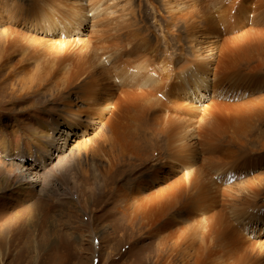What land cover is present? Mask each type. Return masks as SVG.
Masks as SVG:
<instances>
[{
    "label": "rangeland",
    "instance_id": "rangeland-1",
    "mask_svg": "<svg viewBox=\"0 0 264 264\" xmlns=\"http://www.w3.org/2000/svg\"><path fill=\"white\" fill-rule=\"evenodd\" d=\"M41 1L47 8L41 6L42 13L46 10L51 14H47L49 17L45 20H55V12L64 1ZM80 2L85 7L84 13L92 7L98 9L93 17L88 13V18L82 19L84 23L80 30L74 32L73 28L71 33L59 37L56 33H48L37 18L34 11L39 16L44 14L39 13L35 0H0V264H159L153 253L160 238L149 235L138 219H128L126 202L115 191L117 186L129 190L130 185L134 187L135 177L147 179L155 169L162 172L158 174L162 178L157 186L160 189L176 180L185 186L184 200L192 213L188 211L184 217L174 219L181 223L172 228L184 238L179 245L181 251H178L176 264H181L178 261L185 255L189 262L194 261L195 255L206 247L215 252L219 250L212 257L215 264H233L231 259L227 262L226 250L220 249L216 240L218 237L223 240L224 232L232 230L234 235L236 232L245 239L238 238L243 253L249 256V261L244 264L256 259L264 262V61L253 49L257 44L264 48V0ZM166 2L171 4L168 8ZM236 9L239 10L237 15L245 13V17H242L241 25L228 31L223 11H231L236 16ZM191 18L196 22L194 28L200 26L203 31L193 40L196 45L191 44L184 30L185 22H192ZM29 20L32 21L27 24ZM205 20H209L207 26ZM108 25L112 30L120 28L117 32L126 40L120 42L116 52L111 50L113 53L103 56L102 47L117 43L114 36L112 41L116 43L108 37L101 41L102 31L108 35L113 32ZM205 28L216 35H206ZM142 40L148 42L138 47ZM235 41L250 47L247 49L249 57L223 67L222 46L232 45ZM53 42H60V45ZM194 47L203 55L198 60L194 57ZM90 51L98 57L103 56L104 67L110 69L106 71L112 75L114 70L132 69L137 54L145 53L147 61L154 63L152 67L157 66L156 74H160V70L164 74L162 83L156 87L161 92L165 87L177 88L181 81L172 84L177 72L178 80H191L194 76L193 69L190 70L194 66L190 65L192 61L201 65L207 58L205 55H212L208 62L210 66L206 65L208 77L203 81L204 90L195 89V84L193 90L185 91L187 94L181 91L175 97L162 95L168 101L169 112L159 104L153 110L144 107L137 118L124 121L131 132L140 137L139 156H144L148 162L136 168L130 166L134 158L128 157L132 160L130 163L121 159L116 168L102 175V187L94 178L97 172L100 173L98 167L104 157L99 153L104 138L98 136L105 132L103 123L109 118L113 105L109 102L108 108L102 107L99 116L92 117L95 123L90 124L85 120L89 105L78 95L82 91L79 82L69 83L70 91L64 88L71 69L92 67L87 55ZM165 67L176 69L171 73H174L171 79L166 78ZM171 74L168 73V78ZM237 78L240 80L235 81ZM117 83L120 88L124 86V82L123 85ZM39 84L42 85L40 88ZM184 87L189 88L186 83ZM113 93L119 95L118 89ZM68 94L75 101L76 116L67 115L65 98ZM73 94L78 95L77 98ZM153 94H149L148 103L153 100ZM156 96L160 102L161 96ZM168 116L178 118L174 122L184 124L187 130L190 158L186 162L170 160L166 143L168 137L173 136L169 134L171 125L164 124ZM56 121L58 127L54 126ZM178 125L177 129L172 126L171 129H180ZM239 128H242L241 133L237 132ZM46 134L52 135L49 140L54 141L52 147L46 144L43 137ZM203 134H207V139ZM177 136L178 139L179 134ZM178 143L175 145L179 146ZM93 163L97 164L95 171ZM22 177L26 184L21 187ZM207 183L210 184L208 189ZM137 192H146L145 186ZM201 197L211 199L209 212L203 216L200 211L193 213L190 210ZM177 214L178 211L169 218L173 219ZM212 215L219 216V224L212 222ZM222 223L228 225L226 229L222 228L223 231L220 229Z\"/></svg>",
    "mask_w": 264,
    "mask_h": 264
},
{
    "label": "bare ground",
    "instance_id": "bare-ground-1",
    "mask_svg": "<svg viewBox=\"0 0 264 264\" xmlns=\"http://www.w3.org/2000/svg\"><path fill=\"white\" fill-rule=\"evenodd\" d=\"M63 1L64 2H61L60 3V8L58 9V12H55L56 13L55 16H54L55 17V20H53V19L52 20H45V19H47L49 17L47 14H50V12H47L46 10H43V13H42V9L40 7L41 6H44L45 9H47L46 8V3L42 2L41 0H35L36 6H37L38 10L40 11L39 13L44 14L43 16H39L37 14V12L34 11V13L36 14L37 18H40L39 21H41V23L44 24V27L46 28V31L48 33H51V32L52 33H56L59 37L63 36V34H65V33H69V32L71 33V31H73V28H75L74 29V32L77 31L79 29V27L82 26L83 23H84V21H82V19L86 20L88 18L87 17V14L88 13H92L91 16L93 17V13H95L97 11V9H98L97 7H92V8H89V10L86 11V13H84V8L85 7L81 4L80 0H63ZM165 1H167V0H165ZM192 1H194V0H192ZM217 1H219V0H217ZM197 3L198 2H196L195 4H197ZM213 3H214V1H213ZM166 4H167L166 8H168V5H171L170 2L169 3L166 2ZM130 5H131V3H130ZM172 5H174V4H172ZM200 5H202V4H200ZM200 5H198V6H200ZM183 6H181V7H183ZM169 7H172V6H169ZM127 9H128V7H127ZM238 9H236V16H234L233 13L231 14V11H228V10H224L225 12L223 11V14L222 15H225V18H226V22L225 23H226V28H228V31H231V29L235 28V26H237V25H241L240 24L241 19H242V17H245L244 16L245 13L244 14L237 15V10ZM132 10H134V9H132ZM243 10H245V9H243ZM182 12H185V11H182ZM131 13L132 12H130V17H132L131 16ZM177 16H179V14ZM191 19H192V22L189 21L190 23L184 21L185 22L184 30H185V34L187 35V38L189 40H191V44L196 45L193 40H196L197 37H198L197 35L200 32L203 33V31L201 30V27L200 26L194 28L196 26V22H195L194 18H191ZM196 19H197V17H196ZM34 20L37 21L36 18H34ZM128 20L130 21V19H128ZM31 21L32 20H29L27 22V24H30ZM124 21H125V19L123 20V22ZM93 22L94 21H92V23ZM130 22L132 23V21H130ZM133 22H135V20H133ZM208 22H209V20H205V25L206 26H207ZM221 22H219V23H221ZM94 26H95V24L92 25V28H94ZM123 26H124V24H123ZM108 27H110V25H108ZM112 27H113V25H112ZM119 29H117V30H119ZM214 29H212V30H214ZM117 30H112V28H111L110 31H113V32H111L110 35H108L106 32H103V31L101 32V36L100 37L102 39L101 40L102 42H103V40H106L107 37L111 39V42H113L112 41V39H113L112 37L113 36H114V39L113 40H115L117 42V43L116 42H113V43H116L114 45H111V44L109 45L108 44L109 46L102 47L101 50L102 51H105L104 53H102L103 56H105V54L109 53L111 50L117 49L120 46V42H122L123 40H126V39H123L122 38L124 35L122 37L119 36V33L117 32ZM210 30L211 29H209V28H205V34L206 35L211 34V31ZM120 31H122V30H120ZM212 32H214V31H212ZM125 34H126V32H125ZM127 34H128V31H127ZM127 34H126V36H127ZM215 35L216 34H213V35L211 34V36H213V37ZM224 35H226V34H224ZM128 36H129V34H128ZM223 39H224V37H223ZM141 42H142V44H141ZM146 42H148V41H145V40L139 41V46L138 47H142V45H144ZM53 43L60 45V42H53ZM231 43H233V44L232 45L223 44L222 49L220 51V54L222 56L221 57V60H223V67H225L226 65H229V64H237V63H239L241 61H245L247 59V57H249V54L250 53H249V51L247 52V49L250 48V47H244L243 44H239V42H237V41L231 42ZM128 44H129V42L126 43V47L128 46ZM121 47L123 48V46H121ZM260 47L257 44V47L254 48V46H253V49H254V51H257L258 56L264 61V48L261 49ZM118 49H120V48H118ZM252 50H250V51H252ZM193 51H194V57H195L196 60H198L200 57H203V55L200 53L201 50H198L197 47H194L193 48ZM115 52H116V50H115ZM142 52H145L146 53V51H144V50ZM205 52H207V51H205ZM110 53H113V52H110ZM145 53L144 54H140V53L137 54V56H136V59L137 60L135 62H134V59H131L130 58L135 63V65L132 67V69H130V70H128V69L127 70H125V69L114 70L115 69V67H114L113 70H114L115 74L112 75L110 73H107V71H106V70H110V69H106L105 68L106 65H104V63H103L104 62V59L101 60V58L103 56L101 55L102 57L101 56L98 57L93 51H90L87 55H88V57H90V63L92 64V67L91 68L88 67L87 65H88L89 62H86V64H87L86 66H87V70L88 71L86 69H82L81 67H80L81 69H71L72 71L69 74V78H67L65 81L63 80L65 82L64 83V88L67 89V90H69V91H70L69 83L79 82V88H81L82 91L78 95H80L81 100H83L84 102L86 101L87 104L89 105V108H88L89 110H87L86 111V114H85L86 115V119L85 120L88 123H90V124H94L95 123L92 117H94L93 115L99 116V112H101L100 110H101L102 107H104V106H106V107L107 106H110L108 104L109 102H111L112 105H113V108H111L112 110L110 112V115H108L109 118L106 120L105 123H103V128H104L103 130L105 132L103 134H100L98 136L100 138H104L102 140V142H101V147L99 149L100 150L99 153L100 154L103 153L104 154V157L101 159L102 164H99L100 167H98V170H100V173L97 172L94 178L97 181V185H99L101 187H102V184L100 182L101 181L100 179H102V175L103 174H107V173H109L110 170L116 168V165H118L120 163V160L121 159H126V162H129L130 163L132 160L129 159L128 157L134 158V160L132 161L133 163L130 164V166L136 167V168L138 166H140V165L148 162L147 160H144V156H142V157L139 156L140 153H139V149L137 148V146H138V143L140 141V137L136 136V134H134V133L131 132L130 126L128 124H124V121L125 120H129L130 121L131 119H135V117L137 118V116L141 115L142 109L144 107H146L148 110H153V107L159 106V104H160L159 107L164 108V110H166V112L167 111L169 112V107L166 105L168 101H167V99H163L162 98V95L164 97H175L176 94L178 92H181V91L183 93H186L187 94V92H185V91L186 90L187 91L188 90H193L195 84H196V88L195 89L199 90L201 88V90H204L203 81L205 80V78L208 77V67L207 66H210L208 64V62H209L210 57L212 56V55L210 56L209 53L207 55H205V57H207V58L205 60H202L201 65L195 64L196 63L195 60L192 61L193 63L190 64V65H194V66H192V68H190V70L193 69L192 72H193L194 76H193V78H191V80H185V79L184 80L183 79L182 80H178V78H179L178 77V74H179L178 72L176 73V75H174V73L171 74L172 72H175L174 70H176V69H174V70L171 69V68L170 69H167L165 67L164 70L167 69V74H166V78L167 79H171L172 76L174 75L173 76V82H172L173 85H174L175 82L177 83V81H181V82H180L179 85H177V88H175V87H171L170 88L169 87L167 89L165 87L162 92L161 91H158V88H156V87H158L162 83V79L164 78V74H163L162 70H160L161 71L160 74H156L157 66L152 67L154 65V63L152 61H150V62L147 61L148 60L147 59L148 56H146ZM172 58H174V57H172ZM87 60L89 61V59H87ZM115 60H117V59H115ZM111 65H113V63ZM110 67L112 68V66H110ZM121 67H122V65H121ZM158 67L160 68V65ZM236 67H238V66H236ZM68 68H69V66H68ZM184 69H185V66H184L183 70ZM239 71H241V70H239ZM239 71H237V72H239ZM183 72H185V71H183ZM168 73L171 74L170 78H168ZM102 75H104L105 77H102ZM215 77H216V75H215ZM238 79L239 78H237L235 81H237ZM105 81H106V84H105ZM116 81L117 82L119 81L120 82L119 84H122V85H123L122 82H124V86L122 88H120L119 87L120 85H118V83ZM182 81H185V82L182 83ZM185 83L189 86V88H185L184 87V84ZM116 85H117V87H116ZM41 86L42 85L39 84V88ZM117 89L119 91V95L118 94L114 95L113 92L114 91H117ZM152 93H154L151 96V97H153V100L151 99L150 103H148L149 101L147 102V98L149 97V94H152ZM156 94L157 95L159 94L158 97L161 96L160 102L158 101V98H157ZM170 94L173 95V96H171ZM73 95L76 98L78 96L76 94H73ZM71 96H72L71 94H68L66 96V98H65V104H66V106L68 108L67 115H69V116H71V115L76 116L77 114L75 113V110H74V107L76 106V104H75V101H73L71 99ZM186 107H188V106H186ZM185 109H187V108H185ZM217 116H218V112H217ZM61 118L64 119L65 121H67L66 118L59 117V119H61ZM176 119H178V118H174V117L173 118H170L168 116L167 117V120H166V123H164V124L167 125V127L171 125L172 128L173 127L174 128L176 127L175 129H177V125L178 124L176 122H174ZM135 121H138V120L136 119ZM174 123H176L177 125L174 124ZM182 123H184V122H182ZM58 124H59L58 121H56L55 124H54V126L58 127ZM81 124H83V122ZM173 124L176 125V126H173ZM212 124H214V123H212ZM171 126H170V131L171 132H169V134L172 135L173 137L169 136L168 137V141L166 143L167 145H169L168 146V153H169L170 160L171 161L176 160L178 162H181V161H185L186 162L190 158V153H189L190 152V148H189V144L187 143V136H188L187 135V130L184 127V124L183 125L182 124H179L178 125L179 126L178 128H180V129H178V130H175L174 129V131H176V132H174L171 129ZM241 129L239 128L237 132L238 133H241ZM213 130H216L217 131V128H214ZM178 134H179V138L177 139V137H178L177 135ZM203 135L205 136V134H203ZM43 137L47 140V143L46 144H49L48 145L49 147H52L54 145V141H49V140H52V135L46 134ZM105 137L107 138V140H106ZM211 137H209V138L211 139ZM205 138L207 139V134H206ZM206 139H204V141ZM178 142H181V143L179 144ZM176 143H178L179 146L178 145H175ZM181 152H183V153L181 154ZM98 156H99V154H98ZM105 159H106V161H105ZM169 164L170 163L168 162V165ZM182 164H184V163H182ZM96 165H97L96 163H93L94 171H95V169L97 170V168H96L97 166ZM151 172H152L151 175H149V177L147 179H144V178L142 179V178L135 177L133 179V181H135L134 187L131 188L130 187L131 185H130L129 188H127L129 190L122 189V187L117 186L116 189H115V191H117L120 194V198L126 202L125 203V207H126L125 209L127 211L128 219L130 218V220H134V221L136 219H138L141 222L140 225H142L143 228H147V231H148L149 235L157 236V237L160 238L158 240L157 244H156L155 251L153 253L154 257L156 258V262L157 263L159 262V264H176L175 262L177 260H179L177 258L178 254H179L178 251L180 250L179 245H180V243L182 242V240L184 238H183L182 235H180V233L178 231H176L175 228H172V227L175 226V225H177V224H180L181 223L180 221L174 220V219H178V217H182L184 215V213H187L189 211L188 205L185 202L186 199L184 200V197H185L184 195L185 194H184L183 188L185 186L184 185L182 186V184L180 183V181H177L176 180L175 182H172L170 185L164 186V188L160 189L161 187H157V186H158V183L162 180V178H160L159 175H158L159 173H162L161 170H158L157 171V169H155V170H152ZM145 175H146V173H145ZM186 178L187 177H185V179ZM24 179L25 178H23V180L20 182L21 184L19 186L22 187V186H24L26 184V181ZM193 181H195V180L193 179ZM222 182H224V181H222ZM189 185H190V183H189ZM195 185L193 184V186H195ZM209 185L210 184L206 185V188ZM143 186H145L146 192H144L143 194H139L137 192V189H140ZM248 186L250 188L252 186V183L250 182L248 184ZM155 187H157V188H155ZM189 187H191V186H189ZM192 188H191V190L193 191ZM155 189H157V190H155ZM197 189L200 190L201 188L199 187ZM129 191H131V192H129ZM202 191L204 193L203 188H202ZM211 192H213V191H211ZM188 193H189V195L191 194L190 192H188ZM194 193H196L195 190H194ZM194 193L192 195H195ZM254 193H255V191H254ZM208 194H209V191H208ZM200 196H198L199 198L197 197L199 200H200ZM198 199H197V201H199ZM209 199L210 198L205 199V198H202L201 197V201L196 202L198 204L196 206H194V207L192 206V208L190 210H192L193 213H196V211L197 212L200 211L202 213L201 216L206 215L204 213L209 212V210H208V206L210 204ZM212 199H213V196H212ZM188 202H189V199H188ZM193 203H194V201H193ZM211 208H212V206H211ZM176 211H178L179 214H177L173 219L172 218H169L172 215H174V213H176ZM189 213H190V211H189ZM190 214H192V213H190ZM168 218H169V221H167ZM218 218H219V216H213V221L212 222L213 223L216 222V223L219 224L220 218L219 219ZM179 220H181V219L179 218ZM206 220H208V219L206 218ZM170 221H172V222H170ZM203 224H205V223H203ZM203 224H202V226H203ZM224 224L225 223L220 224V229L225 228V226L227 224L226 225H224ZM230 226H231V224H230ZM227 227H228V225H227ZM252 227L253 226H251V228ZM170 229H172V230H170ZM259 230L261 231V229H259ZM222 231H223V229H222ZM222 231H220V232H222ZM256 232L259 233V231H256ZM224 233H225V235L222 236L223 240H221L223 243L220 240H218L219 237L216 240H217V244L218 245L220 244V247L219 248L220 249H223V250H226L225 251L226 253H224V255L226 257V260H228L227 262H229V260L231 259V261H232L233 264H244V262L247 263V260L249 261V256L246 255L245 253H243L245 251L243 250L242 246H240L241 240H239L238 238L241 237L243 240H245V239L242 236H240L239 234L237 235L236 232H235V235H234V231L233 230L232 231H228V233H226V231H225ZM192 235H194V234H192ZM189 236H191V235H189ZM215 238H213V239L215 240ZM200 243H201V241H200ZM213 243H215V242H213ZM202 250H200L197 253V255H195L196 258H194L195 260L192 261V262H189L188 259L184 258L186 255L184 257L182 256L180 258V261H178V262L179 263L181 262V264H213V263L215 264V262H213V260H212V257L219 250L217 249V252H215L210 247H206L205 250L204 249H202ZM182 253H184L183 250H182ZM242 253L245 254V255H243ZM193 256L194 255H192L191 257H193ZM221 256L222 255H220V257ZM179 257H180V255H179ZM250 264H264V262H262V260L259 261V260L256 259L255 261L253 260V262L250 263Z\"/></svg>",
    "mask_w": 264,
    "mask_h": 264
}]
</instances>
